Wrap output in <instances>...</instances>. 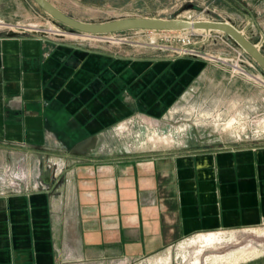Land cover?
Here are the masks:
<instances>
[{"label": "crops", "instance_id": "crops-1", "mask_svg": "<svg viewBox=\"0 0 264 264\" xmlns=\"http://www.w3.org/2000/svg\"><path fill=\"white\" fill-rule=\"evenodd\" d=\"M77 40L0 35V174L22 164L34 179L43 163L51 183L0 196V264L137 260L264 223V139L133 152L113 134L163 121L224 66L149 43L112 53Z\"/></svg>", "mask_w": 264, "mask_h": 264}, {"label": "rangeland", "instance_id": "rangeland-1", "mask_svg": "<svg viewBox=\"0 0 264 264\" xmlns=\"http://www.w3.org/2000/svg\"><path fill=\"white\" fill-rule=\"evenodd\" d=\"M49 1L69 16L85 22L99 23L136 16L191 21L198 19L230 21L264 54V0ZM1 24H20L24 28H38L49 33H56L57 28L61 27L68 30L65 32L66 36L78 38L77 41L84 45L108 49L112 53L131 51L136 45L149 43L157 50L169 51L172 56L205 57L224 66L225 70L215 71L216 80L195 88L172 108L171 113L163 121L148 120L153 123L152 127H149L147 120H141L135 125L123 123L116 128L113 131L116 139L126 143L130 151L165 148L193 150L197 147L225 146L264 139V69L225 31H197L190 36L191 43H187L188 45L184 39H187L189 29L176 32L125 29L102 36H89L72 32L69 30L70 27L55 22L34 0H0V27ZM2 29L0 28V31H3ZM93 36L94 38H87ZM184 48L197 51L201 55L180 54V51H185ZM229 76L233 78L232 81L226 79ZM231 120L233 122L229 127L227 124ZM158 135L162 139H158ZM169 136L171 137L169 141L164 139ZM256 227L264 230V223ZM243 228H235V234L244 232ZM229 230L215 231L228 235ZM197 234L167 247L154 255L155 257L149 256L127 262L117 260L109 264H194L198 248L189 243ZM239 239L241 241L236 242L237 244L226 243L223 247L217 248L218 250H205L200 255L202 264L207 263V258L211 254H226L247 245L256 246L259 252L239 264H264V234L250 235L245 232ZM161 257L163 260H160Z\"/></svg>", "mask_w": 264, "mask_h": 264}, {"label": "water", "instance_id": "water-1", "mask_svg": "<svg viewBox=\"0 0 264 264\" xmlns=\"http://www.w3.org/2000/svg\"><path fill=\"white\" fill-rule=\"evenodd\" d=\"M45 12H47L55 22H59L70 27V31L79 32L82 34L101 35L117 30L125 29H145V30H187V29H205V30H222L227 32L240 46H242L252 58L264 69V54L261 50L249 39L244 33L239 30L230 21L223 20H187V19H165L157 17H126L115 18L105 22H85L77 20L68 14L58 9L49 0H34ZM19 35L14 32L0 33V35ZM41 164L42 180L48 183L45 179V168ZM56 170L54 167L51 171L53 174V182L56 180Z\"/></svg>", "mask_w": 264, "mask_h": 264}, {"label": "built area", "instance_id": "built-area-1", "mask_svg": "<svg viewBox=\"0 0 264 264\" xmlns=\"http://www.w3.org/2000/svg\"><path fill=\"white\" fill-rule=\"evenodd\" d=\"M198 20H202V19H198ZM194 21V20H192ZM3 28L2 30L9 33V32H14L17 34H22V33H28L30 35L32 34H38L41 32H47L45 30H41V29H36V28H24L22 27L20 24H15V25H4L1 24V27ZM4 28L6 30H4ZM145 30V29H143ZM190 33L187 37V39H184V42L186 45H188L187 43H191V37L193 34H195L197 31H202V32H206L205 29H189ZM66 29L64 28H57L56 30V34L58 36H66V35H62L63 33H65ZM150 31V30H147ZM152 32H176V31H172V30H151ZM183 31V30H182ZM208 32H210V30H208ZM49 33V32H47ZM208 34V33H206ZM97 36H102L101 35H97ZM185 51H180V54H190V55H201L200 53H198L197 51H194L192 49L189 48H184ZM44 168H46L45 165H43ZM43 174L41 172V167H40V171L39 174L36 178L33 179V177L31 176L29 169L27 167H25L24 165H17L16 167L10 166L8 165L0 174V196H6V195H10V194H23V193H30L34 190H39V189H43V188H50L51 185L47 184L45 181L42 180ZM54 179V178H53ZM48 182V181H47ZM49 183V182H48ZM144 259V258H143ZM122 261V262H127V261H132V260H136V259H114L112 260L110 263L114 262V261ZM138 260V259H137Z\"/></svg>", "mask_w": 264, "mask_h": 264}, {"label": "bare ground", "instance_id": "bare-ground-1", "mask_svg": "<svg viewBox=\"0 0 264 264\" xmlns=\"http://www.w3.org/2000/svg\"><path fill=\"white\" fill-rule=\"evenodd\" d=\"M51 28L53 29V27H51ZM49 30H50V28H49ZM62 35H66V33H63ZM76 35L78 36V34H73V36H76ZM146 119H147V117H146ZM232 122L233 121L231 120L227 124V126L231 127ZM152 138H154V136ZM158 139H162V137L158 135ZM164 139H166L167 141H169L171 139V137L170 136L169 137H165ZM147 141H149V140H147ZM243 229H244L243 230L244 232H242L241 234H235V231H236L235 229H230L228 231L229 232L228 235H222V234H220L219 232H216V231L215 232H212L211 231V232H201V233H198L195 236V238H193L191 240V242L189 243L191 246H194V247L198 248V250L196 251L197 252V256L195 258L194 264H202V260H201L200 255L205 250H207V249H217V248L223 247V245L226 244V243H236V242H238L241 239V238L239 239V236L242 235V234H244L245 232L250 233V235L251 234L252 235H263L264 234V230H262L260 228H257L256 226H253V227H245ZM244 246H245V244H244ZM258 252H259V250H258V248H256V246H254V245H247V246H245V247H243L241 249L235 250L233 252L231 251L230 253H226V254H221V253L220 254H218V253L211 254L207 258V263L206 264H239L243 260H247L252 255L257 254ZM160 260H163V258L161 257Z\"/></svg>", "mask_w": 264, "mask_h": 264}]
</instances>
